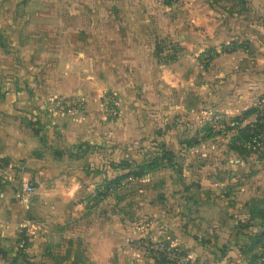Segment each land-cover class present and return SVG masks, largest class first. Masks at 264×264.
I'll return each mask as SVG.
<instances>
[{"label":"crops","instance_id":"0c3cea01","mask_svg":"<svg viewBox=\"0 0 264 264\" xmlns=\"http://www.w3.org/2000/svg\"><path fill=\"white\" fill-rule=\"evenodd\" d=\"M32 1L3 0V3L22 6ZM184 1L187 4L212 3L218 10H223L220 0ZM245 1L246 7L254 3L253 0ZM37 2L42 5L60 4L58 0ZM72 4L76 5V2L72 0ZM23 15L44 20L47 12ZM97 15L82 16L77 12L67 15L72 22H80L81 19L89 21L72 29L74 37L69 46L72 53L60 66L62 70L70 67V72L66 70V75H70L68 79L60 82L52 78L54 82L50 81L46 90L43 85L48 82L40 78L33 79L29 84L32 83L34 93L32 89L29 95L23 90L12 92L7 88L10 91L0 99V141L4 147L3 153L12 155L13 159H24L19 164L18 175L17 171L12 170V174L0 185V193H4L3 197L0 196V224H4L3 227L0 225V248L5 251V258L0 264H10L11 257L17 253L25 254L28 261L34 264H157L150 255L140 252L130 242L133 241L130 238L135 239L146 231L176 244L189 254L191 259L187 264H250L249 237L257 231V227L246 228L244 222L252 220L248 203L264 199V174L260 173V178H256V175L252 178L257 184L254 188H244L236 196L222 193L220 188L215 187V179L210 180L193 172L175 173L171 169L159 172L156 169L137 180H124V170L114 167L115 162L130 157V161L141 164L156 155L148 152L142 155L134 147V150L129 149L124 155L121 147L109 138V135H114L113 132L108 134V128H94L90 121L89 128H73L86 123V119L91 116L98 117V97L107 89L115 88L123 102L137 101L139 104L132 114L126 112L125 117H132V122L127 127L122 128L120 125V128H115L117 134L122 137L124 128L134 138H141L146 133H155L156 136L162 134L164 149L174 152L182 146L178 130L168 125L172 110L168 107L165 93L170 92L166 83H178V72H174L178 64L158 65L154 57L156 42L150 32L146 34L149 41L130 39L124 42L121 35L122 40L119 41L116 31L110 34L103 32V16L111 17L114 14ZM139 16L142 20L147 19L145 14L138 13ZM54 17L57 19L59 16L57 14ZM125 19L135 18L133 14H126ZM39 32L38 40L45 36L41 30ZM202 32L204 30L197 32L199 34L196 36L204 37ZM127 33L131 34L128 30ZM180 37L183 38V44L187 43V51H193L195 44L190 42L193 47L189 46V34ZM200 46H204L201 49L207 47ZM28 48V51H32L36 47L29 44ZM52 50L55 52L56 49ZM29 65L36 73L38 64L29 61ZM84 66L94 71L96 76L74 80L72 77L76 76L72 70ZM97 70H103L104 74ZM129 70L144 74V83L136 84L132 78L127 79ZM48 90H54L51 96L83 93L89 102L82 120L69 122L65 118H55L52 126L61 130L56 145L63 150V155L50 160L33 155L32 151L40 142L26 128V124L13 129L7 127L13 120L11 116L16 119L14 115L18 113L14 110V104L16 106L18 101L36 93L44 94ZM145 96L150 99L149 103L141 100ZM150 107L154 109L149 110ZM28 115L32 117V114ZM103 132L106 134L104 137ZM83 134L86 135L85 139H106L97 144L102 153L100 156L87 152L88 145L84 144L67 148V143H77ZM114 150L116 153L111 155ZM95 166H101L99 173L93 172ZM18 178L23 184L34 188L24 198H18L16 194L15 179ZM129 180L135 183L134 186L122 190L123 184ZM147 182L150 184L146 187L144 183ZM19 193L23 195L22 191ZM23 235H31L34 239L22 248L19 240Z\"/></svg>","mask_w":264,"mask_h":264},{"label":"rangeland","instance_id":"374dc122","mask_svg":"<svg viewBox=\"0 0 264 264\" xmlns=\"http://www.w3.org/2000/svg\"><path fill=\"white\" fill-rule=\"evenodd\" d=\"M58 1L60 4L55 6L54 3L42 5L37 0L21 6L3 3V0H0V99L10 90L12 92L23 90L30 95L32 89L34 93L32 83L29 84L33 79L40 78L43 82H48L42 84L45 90L52 78L59 79L60 82L68 79L70 75H66V72L70 67H64L62 70L60 66L69 59L68 54L72 53L69 49L74 37L72 29L80 23L82 25L89 23L84 19L80 22H72L67 17L68 14L73 12L82 16L114 14L115 16L111 17L103 16V32L110 34L116 31L119 33L118 40H122L121 35L124 42L130 39L149 41L146 34L150 32L153 41L156 42L154 57L158 65L177 63L174 72H178L179 77L175 85L165 82L170 91L165 92L168 107L172 110L168 125L178 130L182 145L177 151H172L175 154L174 161L162 160L158 166L153 169L147 167L145 173L138 176L135 174L136 163L130 161V157L124 156L127 158L113 164L114 167L124 170L122 178L137 180L138 177L157 170L162 172L171 169L175 173L188 174L193 172L205 178L209 177L210 180L215 179V187L231 196H236V193L238 195V192L244 188L252 189L257 185L252 178L255 175L256 178H260L259 174H264V133L253 135L252 143L257 145L251 150L233 149L232 144L234 136L238 133L236 127L254 122L257 114L264 108V0H253V5L248 7L245 6V0H238L237 3L236 0H220L223 10H218L212 3L188 2L187 4L184 0H142V2L140 0L139 3L138 0H97L96 2L74 0L76 5L72 4V0ZM232 10L234 11L231 12ZM38 11L47 12L44 20H37L35 16L29 15L26 18V15H23V13L37 14ZM138 13L147 15V19L142 20L141 16L137 17ZM57 14L59 17L56 19L54 16ZM126 14H133L135 19L126 20ZM40 30L45 36L38 40ZM127 30L131 34L127 33ZM203 30L204 37L196 36L199 34L197 32ZM187 33L189 46H192L191 43L195 44L193 51L189 52L187 43L183 44V38L180 37ZM29 44H34L36 48L28 51ZM200 45L207 47L201 49L204 46ZM52 48L56 49L55 52ZM29 61L38 64L36 73L33 72L32 67L29 68ZM72 71L77 79L72 78L76 81L96 76L95 72L89 71L86 66L77 67ZM100 72L104 74L103 70ZM128 77L136 84L144 83V74H140L137 70H129L127 79ZM54 90L45 91L44 94L36 93L28 99L18 101L16 106L14 104V110L18 112L14 115L16 119L11 116L13 120L7 124L10 129L26 124V128H29L32 135L40 142L38 149L32 151L33 155L49 160L63 155V150L56 145L61 130L53 128L55 118H65L68 121L82 120L89 103L83 93H62L51 96ZM56 96L79 97L84 100L85 107L75 116L55 117L51 108ZM120 96L115 88L104 91L103 95L98 97L96 104L99 116H91L86 119V123L78 124L73 128H89L88 121H90L94 128H108V134L113 132L114 135H109V138L121 147L122 153L125 152L124 155L129 149L134 150V147L138 152L140 150L142 155L148 152L154 153L157 157L160 149L165 147L162 134L156 136L155 133H146L141 138H134L126 128L122 137L117 134L115 128H120V125L122 128L127 127L128 123L132 122V117H125L126 112L132 114L136 111L135 107L139 106L137 101L123 102ZM141 100H146L148 103L150 101L147 96L141 97ZM252 107L256 108L257 113L245 118L244 112ZM153 109L154 107H150L149 110ZM28 114H32V117L30 118ZM237 117H240L238 122ZM85 136L83 134L75 144L67 143V148L75 145L81 147L84 144L88 145L87 152L100 156L102 153L97 144L106 139L100 138L95 141L91 138L85 139ZM102 136L106 134L103 132ZM3 148L0 141V154L3 155L0 157L1 185H3L2 181L12 174V170L17 171L18 175L19 164L24 162V159H13L12 155H5ZM113 153H116V150L111 155ZM123 162L127 165H121ZM100 168L101 166H95L93 172L99 173ZM132 183L129 180L123 184L122 190L132 188L135 184ZM147 183H144L146 187L150 182ZM15 184L17 197L27 196L23 192V195L19 193L23 186L20 178L15 179ZM147 233L151 232L146 231L139 237ZM139 237L130 238L133 240L130 242L135 244Z\"/></svg>","mask_w":264,"mask_h":264},{"label":"trees","instance_id":"16d2710c","mask_svg":"<svg viewBox=\"0 0 264 264\" xmlns=\"http://www.w3.org/2000/svg\"><path fill=\"white\" fill-rule=\"evenodd\" d=\"M257 113L256 108H250L244 112V117H249ZM237 122L240 117H237ZM237 134L234 136V143L232 144L233 149H239L242 151L251 150L257 144L252 143L253 135L256 136L255 133H264V108H262V112L257 114V118L254 122L248 124H240L237 127ZM253 130V132H251ZM251 144V145H248ZM175 154L172 151L167 149H160L157 157H155L151 161H146L141 164H136L137 171L135 174L138 176H142L145 173L147 167H151L152 169L158 166L160 161H174ZM121 165H127L126 162L121 163ZM119 180V178L117 179ZM1 185V181H0ZM249 210L251 213V221L245 223L244 226L247 227H257V231L250 235L248 250L250 254V264H252L256 258V249L259 247L264 248V199H256L248 204ZM5 254V251H4ZM10 264H34L30 263L25 254L17 253L11 257ZM157 264H165L163 260H159Z\"/></svg>","mask_w":264,"mask_h":264},{"label":"built area","instance_id":"2783aa9c","mask_svg":"<svg viewBox=\"0 0 264 264\" xmlns=\"http://www.w3.org/2000/svg\"><path fill=\"white\" fill-rule=\"evenodd\" d=\"M54 105L51 108L53 116L69 115L75 116L79 114L85 107L84 100L76 96H56L54 98ZM34 191L31 185L23 184L22 192L30 194ZM3 197L4 193L1 192ZM4 226L3 223L0 224ZM34 239L31 235H23L19 240L20 247H26ZM137 249L145 254L150 255L157 263L163 260L165 264H187L191 256L182 251L176 244L170 243L168 240L158 238L151 233L144 234L135 242ZM257 258L252 264H264V248L256 249ZM5 258L4 251L0 248V262Z\"/></svg>","mask_w":264,"mask_h":264},{"label":"water","instance_id":"95a60500","mask_svg":"<svg viewBox=\"0 0 264 264\" xmlns=\"http://www.w3.org/2000/svg\"><path fill=\"white\" fill-rule=\"evenodd\" d=\"M84 147H85V146H84ZM74 151L78 152V150H74Z\"/></svg>","mask_w":264,"mask_h":264}]
</instances>
